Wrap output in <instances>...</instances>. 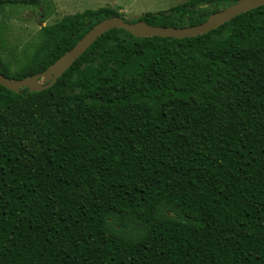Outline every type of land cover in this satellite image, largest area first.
Masks as SVG:
<instances>
[{
    "label": "trees",
    "instance_id": "16d2710c",
    "mask_svg": "<svg viewBox=\"0 0 264 264\" xmlns=\"http://www.w3.org/2000/svg\"><path fill=\"white\" fill-rule=\"evenodd\" d=\"M237 1L66 15L0 73L46 71L105 19L185 28ZM0 264H264V6L180 40L113 29L47 90L0 85Z\"/></svg>",
    "mask_w": 264,
    "mask_h": 264
},
{
    "label": "rangeland",
    "instance_id": "374dc122",
    "mask_svg": "<svg viewBox=\"0 0 264 264\" xmlns=\"http://www.w3.org/2000/svg\"><path fill=\"white\" fill-rule=\"evenodd\" d=\"M189 0H45L42 7L0 5V57L13 72L25 65L42 40L41 29L70 14L124 6L126 20L169 10ZM133 12V13H129Z\"/></svg>",
    "mask_w": 264,
    "mask_h": 264
},
{
    "label": "water",
    "instance_id": "95a60500",
    "mask_svg": "<svg viewBox=\"0 0 264 264\" xmlns=\"http://www.w3.org/2000/svg\"><path fill=\"white\" fill-rule=\"evenodd\" d=\"M264 6V0H238L228 8L214 13L202 24L185 27H153L144 21L128 22L121 17L105 19L94 26L76 46L63 55L46 71L22 80L11 79L0 73V85L9 91L21 94L28 88L29 92H41L51 88L57 80L81 57L100 37L113 29L125 30L136 38H174L185 39L207 34L241 14Z\"/></svg>",
    "mask_w": 264,
    "mask_h": 264
},
{
    "label": "crops",
    "instance_id": "0c3cea01",
    "mask_svg": "<svg viewBox=\"0 0 264 264\" xmlns=\"http://www.w3.org/2000/svg\"><path fill=\"white\" fill-rule=\"evenodd\" d=\"M116 7H118V6H115V8H116ZM120 7H122V8H123V12H124V13H126V12H127V10L125 9V7H124V6H120ZM123 12H122V13H123ZM129 13H133V12H129Z\"/></svg>",
    "mask_w": 264,
    "mask_h": 264
}]
</instances>
